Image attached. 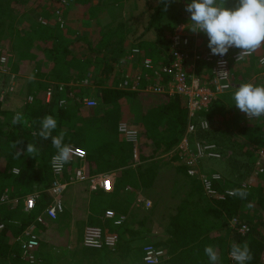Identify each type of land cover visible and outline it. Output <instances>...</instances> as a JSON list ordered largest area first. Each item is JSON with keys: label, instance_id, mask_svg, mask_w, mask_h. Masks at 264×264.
Listing matches in <instances>:
<instances>
[{"label": "trees", "instance_id": "16d2710c", "mask_svg": "<svg viewBox=\"0 0 264 264\" xmlns=\"http://www.w3.org/2000/svg\"><path fill=\"white\" fill-rule=\"evenodd\" d=\"M57 1L60 2L59 0ZM72 1L76 5L87 9L88 17H90L91 21H94L93 36L90 39H82L80 41L68 39L67 37L73 34V30H71V35L67 33L68 25L63 29H58L59 26L53 28L44 24H40L30 35L20 31L13 33L14 35L12 36L16 37V42L19 44L18 48L22 49L24 55L30 52L32 48L39 43L41 45V53L45 54L48 64L51 63L60 69L58 75L61 76V81L63 82L69 81L73 76L81 78L84 73L80 71L86 72V69L93 63V57L84 58L76 54V50L79 46L78 42L82 44L88 43V45H90L91 49L88 56H91L93 53L96 54L97 52L102 53L103 50H106L108 46L111 45L110 43L113 41L112 39L115 36V32L110 27L106 28L105 24L113 22L111 18H114L113 16L116 14V8H122L124 3V0H99L98 4L94 6L92 4L93 0ZM175 1L176 0H170L167 11H165V5L159 0L148 22L147 30H155L160 41L162 40L165 30L172 31L179 24V17H176L175 14H170L176 5ZM183 2L187 4L190 0H183ZM234 2L235 0H229L228 6H233ZM102 15H104L105 19L107 18L103 20L104 23L101 21ZM185 16L190 20L189 13ZM119 25L120 23L117 24V27L120 29L121 25ZM1 32L0 25V35ZM10 41L13 42L14 39L10 38ZM253 53V56L247 57L243 62L232 66L235 76L241 73L239 77H236L239 85L240 83L246 82L264 84L258 77L261 70H259L257 66L260 56L264 55V44ZM78 91L79 90H75L74 94L78 95ZM40 93L41 90L38 91V93H33L34 100L32 103H34V105L32 106V103H29L25 107V117L27 118V115L30 117L29 127H26L21 121V123L14 125L13 128L15 129L6 132L3 130V123L0 121V182L2 177H5L7 186H9L7 188L12 189L10 192L11 199L23 195V192L28 189L31 191L33 189H40L44 185L48 186L54 180L51 167H49L51 156L48 158L47 156L51 154L54 155L56 150L52 147L50 139L44 140L39 136L33 135L34 131H39L42 117L51 114L57 119L58 126L53 132V135H57L63 130L65 133L64 143L68 144L72 142L79 145V147H84V137L81 131L79 132V143L77 144L75 142L77 131H75V135H72L71 132H73V126H76V124H73L70 120L74 115L79 114L82 104H78L75 107L70 106L73 110L49 104L53 107L52 108L40 97ZM101 94L102 105L107 106V108L110 107V105H116V103H119L123 98L128 96L125 95V92L109 89L103 90ZM173 97H168L166 95H150L149 97L150 99L157 98L162 102L161 106L149 109L147 113H145L147 118V120H145L146 130L142 133L149 139L152 138L149 137L147 133L148 129H151L152 126L157 127L159 124H163V131L158 138L160 141L153 143L155 145L152 146V149L154 147L153 150L161 147L162 142L165 150H171L187 131L188 108L184 99L179 96ZM220 105L221 103L218 104V106L213 104V106L210 107L211 111L207 114L208 119L212 121L213 115H224L219 110ZM54 109L55 111H53ZM236 112L240 114L235 116H239L240 119V121H237L236 134L232 133L230 125H228L224 131H222L221 127L216 125L212 129V132L219 133L223 136H235L237 138L236 140L240 139L243 141V144H246V146L249 147L248 149H250L248 153L250 154L251 161H248L247 167L249 171H251L252 166L255 164V161H253V152L264 147V119L247 122L244 113L239 109H237ZM6 114L7 111L0 101V117ZM77 129L85 131L86 128L80 123ZM18 140L23 141V143L19 144L17 149H14L12 144ZM213 142L222 146L221 142L218 140H213ZM28 143H32L35 146L37 154H27L26 148ZM108 144L115 145V152L110 154V156L107 155L106 151L104 152L101 150L105 148L106 145L93 152L90 151L87 154L88 159L85 164L88 175L94 173V170H108L122 167L124 162L127 161L125 158V149L122 144L117 145L116 142ZM147 146L149 147L148 143ZM117 147L119 149L118 151ZM21 150L23 154L19 158H16V151ZM143 154H145L144 149ZM115 155H118V159H116L118 164L112 161V156ZM108 156L110 166L101 168L99 166L100 159L102 161L106 160ZM16 170L18 171L17 173L15 172ZM180 172L183 177L188 179L184 181L185 184H183L182 187L183 189L188 188L187 193L189 199H186L179 205V209L175 215L168 216L170 217L168 226L166 227L168 239L163 243V249L167 255V259L161 264H209L208 257L204 254L206 245H212L218 249L220 264H230L229 252L230 245L233 241L237 243L246 241L248 243L253 258L251 261H248L247 264H264V233L262 232V230H264V174L262 177H256L253 184L247 187H242L234 183L229 184L233 191L236 189L245 190L248 193L246 199H241L237 195H232L227 196L224 200H220L218 196L209 198L208 195L204 193V186L201 180L189 175L187 167L182 166ZM144 173L153 174L154 168L149 167ZM260 174L261 173H259V175ZM127 182L133 183L131 181H126L124 185ZM147 183L149 182L143 181L142 185H148ZM214 188L220 193L226 191V189H224V182L219 183L217 181ZM200 193L204 199L201 198ZM197 195L200 196V198H197ZM43 196L45 199L38 202L37 208L27 214L35 213L36 215H40L47 210L49 205L53 202V196L47 191ZM95 197L101 201L105 200L104 194L102 193L95 195ZM110 200H113V197L110 198ZM16 206H19V204H10V208L8 206L0 208V224H4V228L0 230V264H31L25 260L21 242L19 241V238L25 236L26 231L31 228V225L37 228L39 227V229H46L45 231L51 236L52 241H50L52 245L57 244L54 243V241L58 238H62L61 232L58 230V227H60L57 222L58 219L53 220L45 215L44 217L48 225L47 223H34L29 218H21V214L15 211V208H17ZM111 206L113 209H119L121 205L113 204ZM246 211L247 213L249 211H254V214L260 217L259 220L254 221V215L248 216L245 213ZM234 218L239 220L238 226L232 225V220ZM243 224L249 226V232L246 234L239 232L238 227ZM132 234L135 235V232H132ZM131 251L132 250L128 247L122 255L128 256ZM142 260L143 252L142 255L140 253L136 254L132 263L140 264ZM41 263L43 262H38L36 264Z\"/></svg>", "mask_w": 264, "mask_h": 264}, {"label": "rangeland", "instance_id": "374dc122", "mask_svg": "<svg viewBox=\"0 0 264 264\" xmlns=\"http://www.w3.org/2000/svg\"><path fill=\"white\" fill-rule=\"evenodd\" d=\"M59 1L60 2L57 0H0V25L2 30L0 35V101L3 102L4 106L7 105V103L10 101L11 92L13 89H15L13 90V92L15 91V95L13 96L17 104L16 106L9 107V109H7L8 105L5 106L4 108L7 110V114L0 117V121L3 123L2 128L6 132L10 131L11 129H15L13 128L14 124H12L11 121L12 117L18 112L23 114L22 123L26 127H29L30 117L28 115L27 118L25 117V107L27 104L33 102V93H38L40 90V97L44 100L46 99L44 89L45 83L49 84V88H52L54 91L51 100L52 102L50 103H54V96L56 94L67 91V85L61 83L58 86L59 83H57L61 82V76L58 75L60 69L51 63L48 64V60L45 56L39 58V56L35 55L30 57L29 55H24L22 49L18 48L19 44L16 42V37H12L14 35L13 33L21 31L30 35L32 31L37 29L40 24L48 25L53 28H57L59 26L58 29H63L66 27V25H68L67 33L71 35V30H73L71 39L80 41L83 38V33L85 30H87L85 27L88 28V32L90 29L92 30L91 26L94 21H86L84 19L88 18L87 9L76 5L72 0ZM98 2L99 0H93L92 4L95 6L98 4ZM157 2L159 3V0H124L123 7L116 8V14L113 16V19L111 18L114 23L111 22L109 24H105L106 28L110 27L115 32V36L112 39L113 43L114 41H117V44L118 42H121L120 39L124 37V29L126 28V24L129 26L131 25L133 32H136L133 26L138 29L140 25L143 27V25L148 21L147 19L149 16L153 14L156 8L154 6L157 5ZM175 2L176 5L174 10H172L170 14H175L176 17H179L180 21L178 23H182L180 25L182 28H188L190 20H188L185 16L187 14L185 11L186 4L183 2V0H176ZM134 15H139L141 19H135ZM101 19V21L104 23V15L101 16ZM132 21H134V24H132ZM118 23L121 25H119L120 29L117 27ZM193 37L198 39L201 49L203 48L205 50H210L207 47L208 39L205 34L196 33ZM10 38H13L14 41L11 42ZM84 52L85 50L83 48H79L76 54L79 57H83L82 55ZM9 54H11L12 58L8 60L6 64H4L1 57ZM19 57H23L24 63H18L19 61L16 62L15 59L18 60ZM151 58L154 60V57ZM25 59L30 61L26 62ZM13 65H15V67ZM13 67L18 70L20 75L13 73ZM18 77L25 78L27 81L25 88L21 87L20 85L18 86ZM234 77L238 76L236 75ZM88 78L92 79L91 76H88ZM234 82L235 84L237 83L235 80ZM68 93L71 94V96L74 94L70 90H68ZM31 105L33 106L34 103ZM68 108L73 110L72 107ZM53 111H55V109ZM230 113L232 114H230L229 117H227L225 114L222 119L217 120L214 123L208 121L209 130L200 131L196 136L197 143L216 144L217 148H214L211 151L206 150L204 156V154H198V144L193 146L188 143L187 149L181 148L176 153L181 154V159L179 157L173 159L171 156H166L159 158L158 161H166L167 164L180 161L183 162L188 168V163L190 162L188 159L190 156L194 157L196 154V156L193 158L192 164L195 163V169L197 170L195 177L198 179L201 177L216 176L219 183L224 182V189L226 190H231V186H229L231 183L240 185L242 187L252 185L256 180V177H262L264 174V147L253 152V161H255V164L252 166V170L249 171L247 167L248 161L250 160V154L248 153L250 152V149H248L249 147H247L246 144L244 145L243 141L240 139L236 140L237 138L235 136H223L219 133L212 132V128H214L216 125L221 127L222 131H224V129L230 125L232 133L236 134L237 121H240V119L239 116H235L240 114L234 112ZM101 118L102 117H97V119H95L97 123H92L89 120H85L81 118L79 114H76L70 118L71 122L76 124V126H73V132H71L72 135H75V131H77L75 142L77 144L79 143V132L81 131L83 133L85 144L84 130L77 129L80 123L84 128L98 127L100 121L104 122V120H100ZM259 119H264V116L260 117ZM255 120L247 119V122H252ZM213 140L220 141L222 146H219V144L213 142ZM124 145H128L129 148L132 147L127 143ZM101 150L104 152L106 151L107 155L110 156V154L115 152V145H109L107 143L106 147ZM118 150L119 149L117 147V151ZM109 156L106 160L102 161L100 159L99 166L101 168H107L110 166ZM207 159L213 160L207 161ZM76 167H78V163L68 167V171L64 176L65 180L69 181L70 176L73 174ZM122 167H124L121 174L123 175L122 177L127 179L129 176H134V181L133 183L127 182L125 185L123 184V190H120L121 188L119 186L117 194H119V191L124 193L130 191L135 188V185L142 184L143 181L145 182V176L141 177L139 175L141 168L139 167V164H136L133 161L131 150L129 158L124 162ZM174 167L176 168L177 173L170 168H166L164 170L167 173L166 176L173 178V176L170 174H180L183 180L181 179L180 182L176 181L177 183H172L173 181L171 179L169 181H162L161 183L159 182V189L156 190L158 197H156V201L153 202L154 205H152L150 209L145 210L143 207L138 206L139 204H142L141 202L137 201L139 198L137 199L136 196L132 197V193L127 192V195L130 196V201L134 199L132 201L134 205L133 207L131 204H129V206L128 204L126 206L124 205L122 208H120V210H129L128 214L130 223L125 222L123 225L118 226L117 229L115 227L116 225H114L112 221L103 220V218L102 220L104 222L102 225L92 221L93 216L100 214L99 210L107 205V200L101 201L95 197V195H98L100 192H91L88 189V183L86 181L70 185L62 196V200L66 206L64 214L57 220L60 225L58 230H60L62 236V238H58L56 241H54V243L57 244L52 245L51 236H49L48 232L45 231L46 229H39V227L37 228L34 225H31L33 234L36 236L40 244V248L36 253L38 261H36L34 264L38 262H43L41 264H133L132 260H134L136 254L140 253L142 255L145 245L154 244L163 249V243H165L168 239V235L166 233V227L168 226L170 218L168 216L173 214L175 215L179 209V205L186 199H189L187 193L188 188L183 189L182 187V185L185 184L184 181L188 180L187 178L183 177L180 172L179 167L182 166ZM84 173L87 177L90 176L86 173V171H84ZM259 173L261 174L259 175ZM202 178L201 183H203ZM172 184L179 185L180 189L175 191L178 187H172ZM7 187L9 186H7L6 179L5 177H2L0 182V193L3 194L4 190L8 189L9 200L6 199L7 202L2 203L0 199V208H4L5 206L10 208V192L12 189ZM49 187L50 184L48 186L44 185L40 189H33L31 191L28 189L23 192L22 196L25 198L31 194H37L38 202H40L45 199L43 194H46V191ZM200 196L202 199H204L201 193ZM200 196L197 195V198H200ZM115 197L116 200L118 196ZM208 197L210 198V196ZM16 207L17 208H15V211L21 214V218H29L34 223H37L38 215L35 213L27 214L22 203ZM133 211H135L136 216L133 215ZM245 213L248 216L254 215V221H258L260 218L254 214V211H249L248 213L246 211ZM119 216L120 215L118 214V217ZM91 225L101 226L105 232L116 235L119 241L117 249L115 251H96L85 248L82 242V233L87 226ZM132 232H135V235H133ZM262 232L264 233V230H262ZM63 243H66V245H63ZM128 247L130 250H132L131 253L128 256H123L122 254L125 250H127ZM24 258L27 262H29L26 257ZM166 259L167 255L161 263H163ZM140 264L145 263L141 262Z\"/></svg>", "mask_w": 264, "mask_h": 264}, {"label": "crops", "instance_id": "0c3cea01", "mask_svg": "<svg viewBox=\"0 0 264 264\" xmlns=\"http://www.w3.org/2000/svg\"><path fill=\"white\" fill-rule=\"evenodd\" d=\"M157 5H158V2H157ZM157 5H155L154 7H156ZM151 15L149 16V18L147 19L148 21L143 25V27L140 25L139 29H138V28H135V26H133L136 32L132 31L131 25L129 26L128 24H126V28L124 29V37L125 38L123 37L122 39H120L121 42H118L119 45L117 44V41H114V43L112 41L110 43L111 45L108 46L109 49L107 48L106 50H103L102 53L97 52L96 54L93 53L91 56H88L89 55L88 51H90V49H91L90 45H88V43L82 44V43L78 42L79 46H78L77 50L79 48H83L85 50V52L82 56L84 58L85 57H93V63L86 69V72L80 71L81 73H84L81 78H79L78 76H73L67 82H63V81L57 82V83H59L58 86L61 83L67 85V87H66L67 91L66 92L63 91L62 93L56 94L54 96V98H55L54 103H50L53 106L58 105L59 107H62L64 109L68 108L70 106L75 107L78 104H80V105L82 104L81 109L79 111L80 117L84 118L85 120H89L92 123H97L95 121V119H97V117H102L100 120H104V122L100 121V123L98 124V127H93V128L86 127V129L84 131V133H85V144H84L83 148L79 147V145H76L72 142H70L68 144H72L74 147H79V148L83 149L86 152V154H88L90 151L93 152L96 149L107 145V143L116 142L117 145H120V144L123 145V147L125 149V158L126 159L129 158L130 150H131L133 161L136 164H139V167L141 168L139 175L145 176V181H147L151 184L144 185V186L142 184L135 185V188H133L132 190L127 191V192H131L132 197L136 196L137 199L139 198L137 201L141 202L142 204H139L138 206L143 207L145 210L150 209L151 206L154 205L153 202H155L156 197H158L156 190L159 189V182L161 183L162 181H169L171 179L173 181L172 183H177L176 181L180 182L182 179L180 174H178V175L170 174L173 176V178L166 176L167 173L164 170L166 168H170L174 172L177 173L176 168L174 166L186 167L184 165V163L180 162V161H175L172 164H167L166 161H158V159L166 157V156H171L173 159H175L177 157H179L181 159V154H176V153L178 150H180L182 148V146H184L183 145L184 139L188 138V142L191 145L195 146L198 144L196 142L197 134L200 131H208L209 130V129L203 130L199 125L194 133L188 134L189 124H190V118H189V113H188L187 131L184 134V136L181 139H179L180 141L177 144H175L171 150H165L163 142H162L161 147H158L156 150H153L154 149V147L152 149V146L154 145L153 143L160 141V139H158V138L161 135V132L163 131V124H159L157 127L152 126L151 129H148L147 133H148L149 137L152 138V139H149L148 137H146L142 133L144 130H146L145 120H147V118L145 116V113H147V110H149V109L155 108L157 106H161L162 102H160V100H158L157 98H154V99L149 98L150 95H155V94H143V93L134 92V91H130V90L128 91V90H119L118 89V85L123 81L124 73L126 71H128L130 68H132V63L131 62L126 63L125 60L128 58V56L130 55V53L132 52L133 49H139L140 52L142 53V55L147 54V55H145L147 57H150V58L154 57V61L156 62V64L158 65L159 68L165 64H170L172 61L171 48H170V42L168 40V37L171 35V33H173L176 29H178V27L182 23H179L177 25V27L174 28V30H172V31L165 30L163 32L162 40L160 41V39L157 35V32L155 30H147L148 22L150 20ZM134 16H135V19H141L139 15H134ZM84 19L86 21H89L90 17L84 18ZM132 24H134V21H132ZM91 27H92V30L90 29L89 32H88V28L85 27V29H87V30H85V32L83 33L82 39H88V38L90 39L93 36V28H94L93 24ZM189 27H190V25L188 26L187 30H188V34L192 36L191 47L193 48L196 46L197 48L201 49V45H199L198 39L193 38V36L196 33L194 34L193 32H191ZM67 38L71 39V36L67 37ZM112 47H113V49H112ZM77 50H76V53H77ZM201 50L206 51L203 48ZM41 52H42L41 51V45L39 43H37L36 46L34 48H32V50L30 52L26 53L25 55H27V56L29 55V57L32 55H35V56H39V58H40L42 56H45V54H42ZM11 58L12 57L10 56L7 59V61L10 60ZM140 58L142 61V57H140ZM1 59H2V57H1ZM26 59H25L26 62L30 61V60H26ZM15 60H16V62L19 61L18 63H24L23 57H21V58L19 57L18 60L17 59H15ZM141 61H139V62L141 63ZM190 62H191V64H195V69H189V67H188V70L191 74H194L195 76H197L203 83L208 82L211 79V76H212V74H211V63H208L206 61H193V60H191ZM140 63H137V64L133 63V67L137 68ZM13 66L15 67V65H13ZM14 67H13L14 70H12L13 73L16 75L19 74L18 70ZM80 72H78V73H80ZM240 74L238 73L237 76L239 77ZM88 76H91L92 79H89ZM18 79H19L18 86L20 85L21 87L25 88V85L27 84L26 83L27 81L25 80V78L18 77ZM163 80L165 83H167L171 80V77L168 75H165ZM86 81H88V84H86ZM235 81L237 82L236 77H235ZM243 82H245V80ZM238 86H239V84L236 83L235 88H237ZM49 87H50V85L45 83V87H44L45 97H46V93H47ZM54 87H56V86H54ZM235 88H233L231 91L226 92L223 95H221L213 103V104H216V106H218V104L221 103L219 110L222 114H224V115L226 114L227 117H229L230 114H232L230 112L237 113L236 112L237 108L236 107L234 108V101L232 100V95H233V91ZM107 89L125 92L126 93L125 95H128V96H126V98H123L119 103H116V105H110V107L107 108V106L102 105V99H101L102 91L107 90ZM13 90H15V89H13ZM13 90L11 92L10 101L7 103L8 106L5 105V106H7V109H9V107H11V106L17 105L15 102L16 100L14 99V96H13V95H15L14 94L15 91L13 92ZM68 90L72 91L73 93H75L74 92L75 90H79L78 95L73 94L71 96V94L68 93ZM179 97L184 99L185 104L187 106L186 98L183 96H179ZM85 98H90L92 100H95L98 103V105L94 108L85 107L84 102H83ZM58 100H60V101H58ZM45 102H46V99H45ZM46 104H47V102H46ZM47 105L49 106V104H47ZM10 111H11V109H10ZM210 111H211V108L209 109V111L202 112L199 115L200 117L196 118L195 123H198L200 120H207L209 122L214 123L217 121L218 118H219L218 120H220L224 116V115L223 116H219V115L214 116L213 115L212 121H211L207 117V114L210 113ZM122 121H126L132 128L139 130L141 140H140L139 145H138V150H139V159H138L139 162L138 163L136 162L137 160L133 156V146L131 144H130L132 146L131 148H129L128 145L125 146L124 145L125 143H127V144H129V143L126 142L125 139H123L122 136L118 132V125ZM147 143L149 144V147L147 146ZM143 149H144L145 154H143ZM50 156L52 157L53 155L51 154V155H48L47 157H50ZM117 157H118V155L112 156L113 163L114 162L117 163V161H116V159H118ZM87 159H88V156L85 159L86 162L84 161V162L78 163V167L83 168V166H84L86 173H87V169H86L85 163H87ZM208 160H213V159H207V161ZM214 161H216V160H214ZM113 166H114V164H113ZM149 167L154 168L153 174L152 173L151 174H145L144 173L146 171V169ZM123 168L124 167L112 168V169H108V170L107 169L94 170V173L89 174L90 176H94V175H98V174H100V175L101 174H110L114 178V182H115V190L112 193H105V192L103 193V191H97V193L100 192L99 194H101V193L104 194V199L107 200V205L99 210L100 214L93 216V219H92L93 222L99 223L100 225H102V223L104 222L103 220H106L105 213L107 211H113L114 214H116L115 215L116 219H123L124 218L121 225H123L125 222L130 223L129 222V214H128L129 210L126 209L123 211V210H120V208H122L124 205L126 206L127 204H128V206H129V204H131V206L133 207L134 203L132 201L134 199L130 201V199H129L130 196L127 195V192L124 193L122 191H119V194H117V191H118L119 186L121 188L120 190H123L122 185L126 181L131 180V182H133L134 176H129L127 179L122 177L123 175H121V174L123 172L122 171ZM180 168L181 167H179V169ZM64 180H65V178H64ZM176 186L178 188L175 191L180 189L179 185L172 184V187H176ZM3 194H4V192H3ZM3 194H1L0 199H1ZM115 196H118L116 200L114 199ZM112 197H113V200H110V198H112ZM21 198H23L22 195L17 196L16 198H13V199H21ZM121 198H122V202H121ZM2 203H6V202H2ZM21 203H23V200H21V202H19V204H21ZM148 203L151 204L150 207L147 206ZM113 204H120L121 206L119 207V209H113V207L111 206ZM118 214L120 215L119 217H118ZM133 215L136 216L135 211H133ZM59 218H60V216H59ZM102 218H103V220H102ZM46 223L48 225V222H46ZM121 225H116L115 226L116 229L118 226H121ZM83 233H82V241H83ZM63 245H66V243H63ZM100 253H105V252H100ZM142 263H144L143 260H142Z\"/></svg>", "mask_w": 264, "mask_h": 264}, {"label": "built area", "instance_id": "2783aa9c", "mask_svg": "<svg viewBox=\"0 0 264 264\" xmlns=\"http://www.w3.org/2000/svg\"><path fill=\"white\" fill-rule=\"evenodd\" d=\"M168 40L170 42L172 55V61L170 64H165L159 68L152 58L142 55L139 49H133L125 60L126 63H132V68L124 73L123 81L118 85V89L130 90L143 94L166 95L168 97L183 96L187 100V108L190 118L188 134L194 133L199 125L203 130H208L209 122L207 120H200L198 123H195L196 118L200 117L199 115L202 112L208 111L221 95L235 88V75L232 71V66L243 62L245 58L253 56L254 53L237 61L239 50L236 48L230 49L228 54L224 57L212 55L210 50L203 51L196 46L192 48V36L188 34L187 28H182L181 26L171 33ZM10 56L11 55L9 54L2 57V62L6 64L7 59ZM140 57H142V61ZM191 60L211 63L212 76L208 82L203 83L197 76L189 72L188 67L189 69H195V64H191ZM139 61H141V63ZM220 61H224V63L221 64ZM133 63L140 64L137 68H134ZM257 66L258 69L261 70L258 77L261 82L264 83V55L259 58ZM165 75L171 77V80L167 83L163 80ZM86 84H88V81H86ZM53 94V89L48 88L46 93L47 103L51 102ZM83 102L87 108H94L98 104L95 100L90 98H85ZM246 118L250 120L247 116ZM118 132L126 142L133 146V156L138 163V145L141 140L139 130L132 128L126 121H122L118 125ZM188 143V138L184 139V146H182V148L187 149ZM214 148H217L216 144L198 143V154H204L205 156L206 150L211 151ZM75 149H79V151H76ZM195 156L196 154L194 157ZM194 157L190 156L188 159V161H190L188 163V174L192 177H195L197 171L195 169V163L193 162L194 164H192ZM86 158L87 154L83 149L74 147L71 162L65 164L61 171H54L50 164L52 173L54 174V180L47 189V192L53 196V202L44 213L38 215L37 222L46 224L45 215L50 219L56 220L65 212V203L62 200V196L72 184L86 181L88 183V189L91 192L103 191L105 193H112L115 190L114 178L110 174H98L87 177L84 173V167H76L69 181L64 180V175L67 173L68 167L76 163L84 162ZM15 172L17 173L18 171ZM217 180L218 178L216 176L202 178L206 195L210 197L218 196V199L220 200H224L227 196H232V193L234 192L232 189H227L224 193L215 190L214 183ZM6 199L9 200L8 189L4 190L1 201L7 202ZM21 200H23L22 204L26 212H31L38 206L37 194H32L21 199H11V204L17 205ZM150 205L151 204L148 203L147 206L150 207ZM105 218L107 221H112L115 225H121L124 220V218L116 219L115 214L112 211L107 212ZM238 224L239 220L234 218L232 220V225L238 226ZM3 228L4 224H0V230ZM238 228L239 232L242 234L249 232V226L247 224H243ZM242 228L245 229L243 232L241 231ZM19 241L21 242L23 254L25 255L24 257H26L32 264L38 261L36 253L39 250L40 244L36 236L33 234L32 227L26 231L24 237L19 238ZM82 242L85 248L96 251H115L119 243L116 235L107 233L101 226L95 225L87 226L85 228ZM165 258L166 253L161 247L154 244L145 245L143 251V261L145 264H160ZM229 260L230 264H236L230 256Z\"/></svg>", "mask_w": 264, "mask_h": 264}, {"label": "clouds", "instance_id": "9594fccd", "mask_svg": "<svg viewBox=\"0 0 264 264\" xmlns=\"http://www.w3.org/2000/svg\"><path fill=\"white\" fill-rule=\"evenodd\" d=\"M170 0H161L165 5ZM229 0H190L186 4L185 11L190 14V27L193 33H203L207 36V47L212 55L224 57L229 50H239L237 61L251 55L264 44V0H235L229 7ZM221 64L224 61H220ZM232 100L234 106L244 113L250 120L264 116V84L252 82L241 83L234 89ZM23 120L22 113H16L12 117V124H19ZM57 119L51 115H45L40 120L39 131H34V136L44 140H51L52 147L56 150L51 158V167L59 172L65 164L71 162L74 152L72 144L64 143L65 133L61 130L57 135L53 132L57 129ZM23 141L13 142L12 147L17 149ZM79 151V149H75ZM27 154H37V149L32 143L27 144ZM23 151H16L19 158ZM33 155V157H34ZM241 199H246L248 193L242 189H236L232 193ZM245 229L242 228L243 232ZM204 254L208 257L209 264H220L218 249L212 245H206ZM229 256L236 264H247L252 260V253L248 243L233 241L230 245Z\"/></svg>", "mask_w": 264, "mask_h": 264}]
</instances>
